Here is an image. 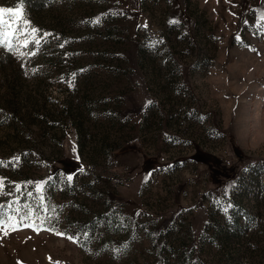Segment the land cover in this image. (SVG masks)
Wrapping results in <instances>:
<instances>
[{
	"label": "rangeland",
	"instance_id": "1",
	"mask_svg": "<svg viewBox=\"0 0 264 264\" xmlns=\"http://www.w3.org/2000/svg\"><path fill=\"white\" fill-rule=\"evenodd\" d=\"M23 13L0 47V264H264V0Z\"/></svg>",
	"mask_w": 264,
	"mask_h": 264
},
{
	"label": "snow or ice",
	"instance_id": "2",
	"mask_svg": "<svg viewBox=\"0 0 264 264\" xmlns=\"http://www.w3.org/2000/svg\"><path fill=\"white\" fill-rule=\"evenodd\" d=\"M23 5L24 0H19V4L16 8H9V9H3L0 8V47L4 46L5 39L11 31L13 37L16 36V33L21 31V22H23L25 25L27 24L26 18L24 17L23 13ZM13 22L16 23V28L12 29L11 25ZM35 29H32V32H35ZM27 47V43L24 45ZM69 180H71V176L68 177ZM3 187V181H0V189ZM42 186H38V189ZM63 235V234H61ZM69 239L73 240V242H77L74 238L68 237Z\"/></svg>",
	"mask_w": 264,
	"mask_h": 264
},
{
	"label": "trees",
	"instance_id": "3",
	"mask_svg": "<svg viewBox=\"0 0 264 264\" xmlns=\"http://www.w3.org/2000/svg\"><path fill=\"white\" fill-rule=\"evenodd\" d=\"M28 3H33V0H25ZM78 170H80V164L77 163V161H70V163H67L65 165V172H67L69 175L75 174ZM237 221L235 224L232 225L233 231H239V225H238V219L235 218Z\"/></svg>",
	"mask_w": 264,
	"mask_h": 264
},
{
	"label": "built area",
	"instance_id": "4",
	"mask_svg": "<svg viewBox=\"0 0 264 264\" xmlns=\"http://www.w3.org/2000/svg\"><path fill=\"white\" fill-rule=\"evenodd\" d=\"M80 170H81V167H80ZM80 170H78L77 172H79Z\"/></svg>",
	"mask_w": 264,
	"mask_h": 264
}]
</instances>
